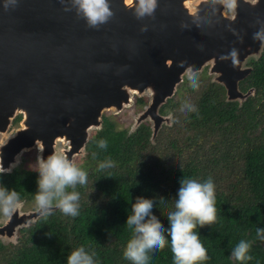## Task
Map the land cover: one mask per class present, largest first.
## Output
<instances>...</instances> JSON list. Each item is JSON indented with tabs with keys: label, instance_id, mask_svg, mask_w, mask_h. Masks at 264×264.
Instances as JSON below:
<instances>
[{
	"label": "trees",
	"instance_id": "trees-1",
	"mask_svg": "<svg viewBox=\"0 0 264 264\" xmlns=\"http://www.w3.org/2000/svg\"><path fill=\"white\" fill-rule=\"evenodd\" d=\"M246 65L251 70L239 88H254V93L241 103L227 101L224 87L212 82L206 70L198 72L199 90L183 75L175 95L160 109L172 111V125L163 126L154 141L147 121L128 131L112 115L102 114L101 127L77 162L88 174L87 184L76 188L79 215L54 208L51 215L38 217L18 231L14 243L0 241V264H67V256L80 246L94 253L95 264H132L124 258L133 234L125 221L137 196L167 200L157 203L153 214L164 224L169 244L149 253L148 264H174L167 217L175 210L178 181L188 177L211 178L215 184L217 220L196 229L209 256L200 264H264V241L256 236V229L264 228V47ZM136 101L141 106L145 100ZM185 102L198 111L181 112ZM100 139L107 140L106 149L97 146ZM108 159L115 166L100 170ZM19 169L0 178L2 185L33 196L36 173ZM241 240L251 242V260L231 256Z\"/></svg>",
	"mask_w": 264,
	"mask_h": 264
},
{
	"label": "water",
	"instance_id": "water-1",
	"mask_svg": "<svg viewBox=\"0 0 264 264\" xmlns=\"http://www.w3.org/2000/svg\"><path fill=\"white\" fill-rule=\"evenodd\" d=\"M193 1L158 0L155 20L139 21L130 11L133 0H111L113 20L95 30L74 12L63 11L59 0H17L8 9L0 0V132L22 115L20 127L1 149L5 164L38 144L46 157L54 152L57 137L65 139L71 157L84 149L90 129L101 127L103 111L130 105L132 96L146 89L149 101L136 122H152L153 140L169 118L159 108L183 79L180 60L198 72L208 66L211 81L224 87L227 101L241 103L253 95L254 88L242 92L239 81L251 70L247 61L257 59L264 47L252 40L256 15L264 19V0H241L231 26L242 43L225 29L227 20L205 30L181 29L192 9L202 7L200 0ZM145 23L148 31L140 32ZM232 47L239 50L236 65L220 59ZM39 216L37 210L13 212L0 226V236L13 235L17 224Z\"/></svg>",
	"mask_w": 264,
	"mask_h": 264
},
{
	"label": "clouds",
	"instance_id": "clouds-1",
	"mask_svg": "<svg viewBox=\"0 0 264 264\" xmlns=\"http://www.w3.org/2000/svg\"><path fill=\"white\" fill-rule=\"evenodd\" d=\"M202 7H196L188 15V21H181L180 28L188 29L191 26L205 30L219 25L221 20H227L225 29L243 42V37L231 25L236 21L241 0H200ZM244 3V0H242ZM63 11L74 12L78 19L84 20L86 26L99 30L101 26L113 20L115 13L111 0H59ZM17 0H4L3 7H15ZM158 0H133L130 11L139 21L155 20ZM254 26L257 30L252 34V40L264 44V19L257 14ZM149 25L142 24L140 32L148 31ZM201 48V45H197ZM239 50L232 47L226 55H221V60H230L233 65L238 63ZM177 67L184 69V76L193 90L200 88V76L194 65L185 60L177 62ZM127 69V66H124ZM197 112L193 103L185 102L180 111ZM97 146L106 149L108 142L100 139ZM95 156V154H93ZM16 166L19 160L15 161ZM111 159L99 164V169L104 170L114 167ZM8 169L3 167V158L0 155V175L7 174ZM34 172L37 173L34 194L36 208L41 216L52 214L54 208L59 209L64 215L76 217L79 215L80 193L77 185L84 186L88 182V174L74 160L66 154L53 152L46 157L39 155L36 158ZM71 189V191L69 190ZM175 210L168 214L170 228V246L173 253L174 264H200L209 259L207 249L201 242L196 229L212 225L217 220L215 184L211 178L200 182L188 177L178 181L175 194ZM163 197L150 199L137 196L131 204L130 214L127 215L125 225L132 229V237L126 244L124 258L132 264H148L149 253L160 251L169 244L165 236L164 224L156 215L153 208L157 203L166 204ZM20 202V194L15 189H9L0 184V214L10 217ZM258 239L264 241V228L256 229ZM251 242L241 240L232 249L231 256L237 261L251 260L248 255ZM94 253H89L84 246L71 251L67 256V264H95Z\"/></svg>",
	"mask_w": 264,
	"mask_h": 264
},
{
	"label": "rangeland",
	"instance_id": "rangeland-1",
	"mask_svg": "<svg viewBox=\"0 0 264 264\" xmlns=\"http://www.w3.org/2000/svg\"><path fill=\"white\" fill-rule=\"evenodd\" d=\"M193 2L196 3L197 0H194ZM203 70H206V73L209 75L210 79L213 77V74H209L208 73V66H204L203 69L200 72H202ZM179 84L176 86V90H177V87L179 86ZM175 93H176V91H175ZM175 93L173 94V96L175 95ZM139 98H143L145 100L144 103L141 104V106L138 105V103L136 101ZM171 98H169V99H171ZM169 99H167V101ZM148 101H149V94H148V91L146 89V90H144V93L141 94V96H137V95L134 94L132 96V102H131L130 105L124 106L120 110H116L115 108H109V109H106L105 111H103V114L112 115L114 117V119L118 122V127L126 128L128 131H133L138 125V123L136 122V119L138 118V115L142 112V110H144V108L147 105ZM166 102L163 105H165ZM161 107L159 108V114L164 115V116H168L169 118H168V121H167L168 123L163 122L161 124L158 132L160 131V129L163 126H171L172 125V111H170L168 113H162V112H160ZM145 121H147L149 123V125L152 124V122L150 120H148V119L145 120ZM145 121H143V122H145ZM19 127H20V124L19 123L18 124L15 123V124H12L6 131L0 133V137H1L0 142L5 140L11 134H14L16 132L17 128H19ZM94 130H95V128L90 129L88 139L90 138V136L92 135ZM158 132H157V134H158ZM61 138L62 137H57L55 139L54 152H59V153L66 154V151L68 149V145L66 144L65 139H61ZM154 139H155V137H154ZM154 139L151 140V141H154ZM35 147L36 146H33V147H31V148H29L27 150L25 149L21 153L17 154L16 157H15V161L18 159L19 160V165H20V163H22L21 164L22 166H25V167L26 166L27 167L31 166V167H33L35 165L36 158L40 155L39 149H36ZM84 156H85V150L82 148L79 152L72 154V156L69 157V159H72V160H74L76 162H79ZM15 161L11 164L12 166L16 165ZM31 205H33V203H31ZM31 205H29V207ZM16 210H17V208L15 209L14 212H17ZM28 212H31V211H28ZM18 235H19V232L16 231V228H15L13 235L7 236L6 234H2L0 236V240L3 243H5V244L14 243L16 241Z\"/></svg>",
	"mask_w": 264,
	"mask_h": 264
},
{
	"label": "flooded vegetation",
	"instance_id": "flooded-vegetation-1",
	"mask_svg": "<svg viewBox=\"0 0 264 264\" xmlns=\"http://www.w3.org/2000/svg\"><path fill=\"white\" fill-rule=\"evenodd\" d=\"M194 3V2H193ZM189 7H190V9L191 8H193L191 5H188ZM193 10V9H192ZM18 115H20V118L19 119H17L16 117L18 116ZM21 118H22V115L19 113V114H17L14 118H12V120H11V122H10V124H9V126L7 127V129L12 125V124H15V123H19L20 124V120H21ZM6 129V130H7ZM18 129V128H17ZM0 133H2V132H0ZM11 135H13V134H11ZM10 135V136H11ZM9 136V137H10ZM9 137H7L5 140H3V141H1L0 142V155L3 153V151L1 150V149H3L2 147H3V145L6 143V141L9 139ZM0 139H1V137H0ZM36 147V149H39V144L38 145H35ZM35 149V150H36ZM25 150V148L22 150V151H24ZM21 151V152H22ZM40 151V150H39ZM12 163H10V164H5V161H4V159H3V167L5 168V169H8L9 170V172L7 173V174H12L15 170H20L19 168L21 167H23V168H25V166H22L21 164L22 163H20V165H18V166H16V165H11ZM34 165V164H33ZM26 168H29V169H31L32 171H34V166L33 167H31V166H26ZM36 173V172H35ZM7 174H3V175H0V178H2V177H4V176H6ZM36 178H37V173H36ZM2 179H0V184H2ZM31 203H33V205H31ZM19 206H17L16 208H17V212L16 213H18V214H23V213H27L28 211H35V210H37V208H36V203H35V198H34V195L33 196H25V195H20V202H19V204H18ZM29 205H31L30 207H29ZM35 209V210H34ZM15 211V210H14ZM39 217H41V215L39 216ZM9 218L10 217H7V216H4V215H2V214H0V226H3V225H5L7 222H8V220H9ZM38 218V217H37ZM36 218V219H37ZM35 219V220H36ZM35 220H33V219H29L26 223H24V225L23 224H21V225H16L15 226V228H16V231H23L25 228H27V227H29V225H31ZM19 226V227H18ZM25 227V228H24ZM15 228H14V230H15ZM13 230V231H14ZM1 241V240H0ZM2 242V241H1Z\"/></svg>",
	"mask_w": 264,
	"mask_h": 264
},
{
	"label": "bare ground",
	"instance_id": "bare-ground-1",
	"mask_svg": "<svg viewBox=\"0 0 264 264\" xmlns=\"http://www.w3.org/2000/svg\"><path fill=\"white\" fill-rule=\"evenodd\" d=\"M187 5H189V3H187ZM68 143V142H67ZM42 146L41 145H39V150H41L42 148H41Z\"/></svg>",
	"mask_w": 264,
	"mask_h": 264
}]
</instances>
